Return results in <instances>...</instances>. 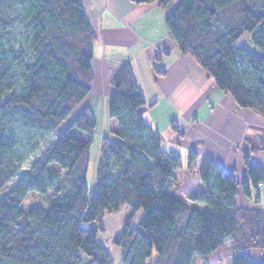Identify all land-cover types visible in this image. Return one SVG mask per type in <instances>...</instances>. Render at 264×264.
Here are the masks:
<instances>
[{"label":"trees","instance_id":"1","mask_svg":"<svg viewBox=\"0 0 264 264\" xmlns=\"http://www.w3.org/2000/svg\"><path fill=\"white\" fill-rule=\"evenodd\" d=\"M129 1L162 9L173 2ZM165 23L183 55L240 108L264 116V0H181ZM245 35L256 51L237 45ZM96 40L82 0H0V264H148L155 253L152 264H193L195 257L209 264L227 241L231 264H264L246 254L264 252V210L235 203L240 186L248 196L258 188L263 170L246 160L247 178L239 181L204 158L205 189L190 197L202 210L167 192L181 157L162 149L159 133L140 115L145 99L129 64L111 75L115 127L113 139L101 143L94 191L88 170L97 121L88 105L6 190L22 170L17 150L36 151L91 95ZM154 70L163 74L158 64ZM197 158L193 151L189 165ZM59 170L67 175L57 193ZM122 206L130 216L113 240L120 250L114 263L99 236L105 213Z\"/></svg>","mask_w":264,"mask_h":264},{"label":"crops","instance_id":"2","mask_svg":"<svg viewBox=\"0 0 264 264\" xmlns=\"http://www.w3.org/2000/svg\"><path fill=\"white\" fill-rule=\"evenodd\" d=\"M82 3L97 36L88 106L96 121L108 119L111 132L115 127L108 112L114 93L111 75L121 65L131 66L145 99V105L138 110L140 115L159 133L162 149L175 151L181 157V168L175 171V180L170 184H180L182 196L175 190L171 194L182 200L189 196L191 201L193 193L205 189L200 166L207 157L225 172H234L239 181L247 178L246 160L264 172V116L240 108L192 57L179 51L165 23L167 14L176 6L162 9L158 3L137 5L129 0ZM237 45L256 51L249 35ZM155 64L163 70L162 75L155 72ZM193 151L198 158L189 165ZM262 183L257 189L250 184L249 196L240 186L235 198L237 208L264 210V180ZM190 208L202 210L204 206L193 203ZM246 254L255 263L264 261L260 249H250ZM233 255L231 242L227 241L210 256L209 264H231Z\"/></svg>","mask_w":264,"mask_h":264},{"label":"rangeland","instance_id":"3","mask_svg":"<svg viewBox=\"0 0 264 264\" xmlns=\"http://www.w3.org/2000/svg\"><path fill=\"white\" fill-rule=\"evenodd\" d=\"M181 0H173L171 3V6H177V4ZM91 98V97H90ZM90 98L83 102L81 105L77 107V109L71 114V116L61 125V127L58 129L56 133H53L49 135L45 141H43L40 144V147L33 151L28 148L20 147L17 150L18 157L22 160V170L21 172L14 177L6 186V190H9L22 176V174L27 171L32 164L35 162L36 159H38L43 151L49 146L52 140L56 138L57 133L62 132L66 127L69 125V123L72 121V119L77 115L82 107L85 105H88L90 103ZM98 128L94 133L93 137V144L91 147V154L89 159V170H88V185H89V191L92 193L94 191L95 186V177H96V168L98 166L99 160H100V151H101V143L102 140L105 138H111L113 139V136L111 132H109V121L107 120H98ZM52 168L58 169L56 166H53ZM62 174L61 183L56 189V192H63L64 191V182L67 175L66 170H59ZM175 180V179H174ZM178 193V195H181V188L180 184H170V187L167 189V192H175ZM4 192L0 195V199L3 197ZM182 196V195H181ZM186 196V195H184ZM185 199V200H184ZM183 199L184 202L188 204L190 207L191 204H193L189 200V196L185 197ZM130 216V210L127 206H122L121 209L117 212H107L104 215L103 223H104V232L100 233L99 241L107 248V250L112 254L113 262L118 263L119 262V254L120 250L113 244L114 238L119 235L125 225V223L128 221V218ZM140 219V214L136 215L134 218V224L138 225V221ZM184 218H182V221ZM157 258V254L155 253L153 258L149 260V263L154 261ZM86 262L87 259H84ZM193 264H203V261L199 257H195Z\"/></svg>","mask_w":264,"mask_h":264},{"label":"built area","instance_id":"4","mask_svg":"<svg viewBox=\"0 0 264 264\" xmlns=\"http://www.w3.org/2000/svg\"><path fill=\"white\" fill-rule=\"evenodd\" d=\"M263 186V183L261 182V183H259V187H262Z\"/></svg>","mask_w":264,"mask_h":264}]
</instances>
